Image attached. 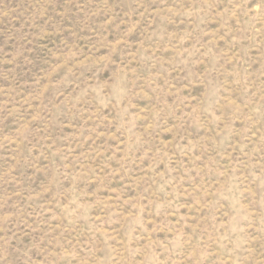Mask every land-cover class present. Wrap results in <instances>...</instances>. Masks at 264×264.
Listing matches in <instances>:
<instances>
[{"label": "rangeland", "instance_id": "rangeland-1", "mask_svg": "<svg viewBox=\"0 0 264 264\" xmlns=\"http://www.w3.org/2000/svg\"><path fill=\"white\" fill-rule=\"evenodd\" d=\"M0 264H264V0H0Z\"/></svg>", "mask_w": 264, "mask_h": 264}]
</instances>
